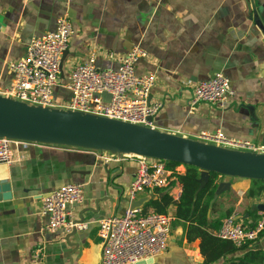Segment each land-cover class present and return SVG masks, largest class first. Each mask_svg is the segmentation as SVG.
I'll return each instance as SVG.
<instances>
[{
	"label": "crops",
	"instance_id": "0c3cea01",
	"mask_svg": "<svg viewBox=\"0 0 264 264\" xmlns=\"http://www.w3.org/2000/svg\"><path fill=\"white\" fill-rule=\"evenodd\" d=\"M63 15L75 33L54 87L57 103L71 98L69 77L78 64L94 55L99 70L116 67L110 53L122 55L139 45L148 55L137 62L136 73L156 74L151 100L164 104L152 128L191 139L201 131H221L264 143V0H0V93L12 83L8 62L24 57L31 39L54 31ZM220 72L235 90L230 102L224 109L200 103L192 110L194 85ZM101 156L76 147L27 145L16 150L15 162L0 163V184L9 195L0 199V264H102L99 221L122 216L135 201L155 194L147 190L131 199L136 158ZM225 177L216 184L229 181L231 189L218 199L234 196L225 197L223 206L252 226L253 212L264 217V193L248 198L252 179ZM68 183L84 184L83 201L69 211L86 228L48 231L43 199ZM167 189L175 199L182 192L178 180ZM167 212L176 217L177 206ZM174 223L168 251L152 264H204L200 240L189 243ZM251 247L264 250V231Z\"/></svg>",
	"mask_w": 264,
	"mask_h": 264
},
{
	"label": "built area",
	"instance_id": "2783aa9c",
	"mask_svg": "<svg viewBox=\"0 0 264 264\" xmlns=\"http://www.w3.org/2000/svg\"><path fill=\"white\" fill-rule=\"evenodd\" d=\"M75 31L68 15L59 17L57 27L42 36L31 39L24 57L8 62L13 75L11 86L0 94L31 106L63 108L94 114L126 123L154 126V118L164 104L151 100L155 73L138 75L136 64L147 57L139 45L122 55L110 53L116 67L99 70L96 56L78 64L70 73L68 88L71 98L57 103L54 87L59 83L65 53ZM106 94L111 100H106ZM235 95L231 79L216 73L209 80L194 85L191 109L200 103L215 104L224 109ZM197 139L227 148L264 153V143L257 145L249 140H236L223 132L201 131ZM27 145H53L35 141L0 136V163L16 161V150ZM88 150V149H86ZM101 154L106 161L136 158L138 168L129 185L131 199L140 192L157 188H170L176 180L175 173H184L185 165L171 166L169 161L142 155L120 154L110 151L90 150ZM84 199L83 183L64 184L43 199L41 212L49 217L47 230L57 232L82 230L86 224L71 217L69 207ZM176 217L170 213L145 212L142 207H128L122 216H109L99 221V237L103 246L102 264H137L155 259L168 251ZM264 231V217L255 226L245 225L236 215L227 216L218 231L222 239L232 241L237 247L256 241Z\"/></svg>",
	"mask_w": 264,
	"mask_h": 264
},
{
	"label": "water",
	"instance_id": "95a60500",
	"mask_svg": "<svg viewBox=\"0 0 264 264\" xmlns=\"http://www.w3.org/2000/svg\"><path fill=\"white\" fill-rule=\"evenodd\" d=\"M106 100H111L110 94H106ZM0 136L88 150L142 155L196 166L201 169V175L195 196L206 187L212 172L220 176L264 180V153L218 146L94 114L31 106L2 94ZM6 189L7 185L0 184V199L9 198L4 193ZM230 189L229 181L217 183L210 207ZM147 201L149 198L135 201L131 207H142ZM76 231L73 228V234ZM154 261L155 259H149L137 264H152Z\"/></svg>",
	"mask_w": 264,
	"mask_h": 264
},
{
	"label": "trees",
	"instance_id": "16d2710c",
	"mask_svg": "<svg viewBox=\"0 0 264 264\" xmlns=\"http://www.w3.org/2000/svg\"><path fill=\"white\" fill-rule=\"evenodd\" d=\"M169 163L171 166L181 165L176 162ZM185 167L184 173H175L176 180L182 187L180 197L173 198L167 188L154 189L152 191L155 195L146 203L143 210L148 212V209L152 208L155 212L167 213L171 205H176L174 226L183 229V238L187 239L189 243L200 240L199 249L204 258V264H213L220 260H224V264H264V250L252 248L251 241L237 247L232 241L222 239L218 235L223 221L220 218H212V214L218 212L220 200L218 199L212 207H210V202L220 175L215 172L210 173L208 184L198 196H195L199 187L201 169L190 165H185ZM252 182L247 197L258 198L264 193V180L252 179ZM174 185L175 181L171 183L170 187ZM233 213V208L227 210V216ZM253 213L254 224L252 227L262 218L256 212Z\"/></svg>",
	"mask_w": 264,
	"mask_h": 264
},
{
	"label": "rangeland",
	"instance_id": "374dc122",
	"mask_svg": "<svg viewBox=\"0 0 264 264\" xmlns=\"http://www.w3.org/2000/svg\"><path fill=\"white\" fill-rule=\"evenodd\" d=\"M242 151H245V150H242ZM249 151H252V150H249ZM225 178H234V177H229V176H226ZM225 193V192H224ZM223 193V194H224ZM225 197H227V201H234V199H235V197L234 196H226V195H223L222 196V200H221V202L220 203H222L221 205H222V207L220 206V208H219V210H218V212L217 213H215V214H213L214 215V217H216V218H220L221 219V221H223L225 218H226V216H227V210L228 209H231V208H225L224 206H223V201H225ZM226 207H228V205L226 206ZM212 215V216H213Z\"/></svg>",
	"mask_w": 264,
	"mask_h": 264
},
{
	"label": "bare ground",
	"instance_id": "6f19581e",
	"mask_svg": "<svg viewBox=\"0 0 264 264\" xmlns=\"http://www.w3.org/2000/svg\"><path fill=\"white\" fill-rule=\"evenodd\" d=\"M128 155H132V154H128Z\"/></svg>",
	"mask_w": 264,
	"mask_h": 264
}]
</instances>
